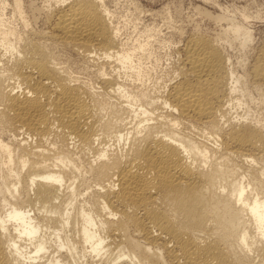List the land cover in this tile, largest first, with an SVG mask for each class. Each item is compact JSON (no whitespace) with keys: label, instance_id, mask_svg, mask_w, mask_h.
I'll use <instances>...</instances> for the list:
<instances>
[{"label":"bare ground","instance_id":"1","mask_svg":"<svg viewBox=\"0 0 264 264\" xmlns=\"http://www.w3.org/2000/svg\"><path fill=\"white\" fill-rule=\"evenodd\" d=\"M106 1L0 18V264H264V47L239 72L221 38L252 31L222 12L157 73L159 27L123 39Z\"/></svg>","mask_w":264,"mask_h":264},{"label":"rangeland","instance_id":"2","mask_svg":"<svg viewBox=\"0 0 264 264\" xmlns=\"http://www.w3.org/2000/svg\"><path fill=\"white\" fill-rule=\"evenodd\" d=\"M11 1L12 0H0V5L3 2L8 3L9 5H7V9L3 11V14L0 13V18L4 17L5 19H9V21H11L13 25H16L18 26V28H20V20L17 17L12 16L10 13ZM48 1L49 0H22V3L27 14L31 15L34 11L32 9H34L35 6L41 8L44 5L42 8H46L47 4L49 5ZM106 2L115 13V22H119L123 26V31L121 34V37L123 39H129L133 35L135 36V25L142 27L144 26V24L146 25L150 23V25L154 24L157 28L159 27L158 32L159 36H162L161 38L164 37L163 39L166 40H174V42L172 41L169 44V42L165 43V41H163L161 38H158L153 43L156 53L163 56L159 67L156 70L157 73L165 72L166 70H168L167 68H170L172 66V62L174 64L176 59L178 61V58H180L178 56L180 55L179 53L177 55V52L179 51L178 47L183 44L181 41L183 35L192 34L198 31L197 33L202 32V34L205 35L209 33L208 36L213 38H217V36L220 37L222 34L221 31L223 29V22L216 21L212 16H216L217 14L222 12H226L233 17H236V20L244 22L252 31V38L248 41V44L246 46H242L239 42V39L232 40L227 36L226 38H221L220 43L224 51L228 53L227 55L231 56L230 59L233 60L231 62L234 63V65L233 63L232 65L236 67L239 72L243 69L244 71L242 70L241 72L247 71V74L251 73V67L255 61L256 55H258L262 46L264 47V0H107ZM39 12L40 15H37L39 18H37L36 20H33L35 19L33 18V21H31V25L36 29L47 28V25L44 23V11H42L41 9V11ZM243 13L245 14V16H247L245 17ZM208 14H210L211 16ZM179 42H181L182 44ZM60 50L62 54L65 52L62 55H66L65 58H69V55H71L69 60H71L72 62L74 61V69L77 68L76 70H78L80 68L79 70H81L82 72L78 71V73L82 77L85 76L84 79L91 78L89 80L98 82L97 79L95 80L96 75L93 71L96 68L95 66H91L92 69L90 67L89 70H84L83 73V70L81 69V63H83L82 57L80 56L77 59L76 57H78L77 55L79 54L69 49L62 50L60 48ZM177 61L175 63H177ZM75 62H78L79 65ZM95 83L93 84L96 86L101 85L99 83ZM253 95L256 96V93H253ZM257 104V102L256 104L255 102L249 104L251 112L253 113L254 111L253 114H255V116L264 114V107H261L259 106V104ZM245 106L241 108L237 107L236 111L235 108H233V114L240 112L242 113L243 111L245 112ZM22 136L23 135H20V137Z\"/></svg>","mask_w":264,"mask_h":264}]
</instances>
